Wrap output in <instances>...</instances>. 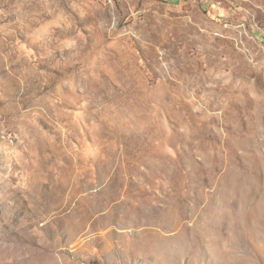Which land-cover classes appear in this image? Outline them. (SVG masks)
<instances>
[{
  "label": "rangeland",
  "instance_id": "obj_1",
  "mask_svg": "<svg viewBox=\"0 0 264 264\" xmlns=\"http://www.w3.org/2000/svg\"><path fill=\"white\" fill-rule=\"evenodd\" d=\"M0 264H264V0H0Z\"/></svg>",
  "mask_w": 264,
  "mask_h": 264
}]
</instances>
